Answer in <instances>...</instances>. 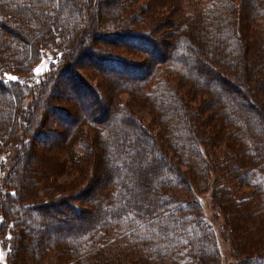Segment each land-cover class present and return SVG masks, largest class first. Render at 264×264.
Instances as JSON below:
<instances>
[{
    "label": "trees",
    "instance_id": "16d2710c",
    "mask_svg": "<svg viewBox=\"0 0 264 264\" xmlns=\"http://www.w3.org/2000/svg\"><path fill=\"white\" fill-rule=\"evenodd\" d=\"M202 1L0 0L5 264H221L203 197L264 264V0Z\"/></svg>",
    "mask_w": 264,
    "mask_h": 264
},
{
    "label": "rangeland",
    "instance_id": "374dc122",
    "mask_svg": "<svg viewBox=\"0 0 264 264\" xmlns=\"http://www.w3.org/2000/svg\"><path fill=\"white\" fill-rule=\"evenodd\" d=\"M202 3L206 4V6H208V4L210 2H209V0H203ZM198 4L201 5V2H198ZM93 39H94L93 42L95 44L94 43L91 44V41H88V43H86L87 45L85 46L86 48L88 46V47L93 49L96 44L100 45V46H102V44L106 46V44H107L105 42V39H103V38H93ZM163 41L164 40H161V42L158 44V47L162 48V50H164V45L162 44ZM149 53H150V51H149ZM125 55L129 56V57H133V58H135V60L141 58L140 55H137V54L135 55L134 53L131 54V56L129 54H127V53H125ZM86 57L87 56H85V58ZM237 57L238 56H236V58ZM51 58H52V53L50 51H44L43 52L41 60L38 61L33 67V70H34L36 76L40 75L46 69V67H47L49 61L51 60ZM241 58L242 57L239 56L238 59H237L238 62H240V64L242 63L241 61L243 60V58L242 59ZM87 61L88 60L85 59L84 60L85 63H84L81 60H79V58H78V62L77 63H82V65H87L86 64ZM246 62H249V60L246 61ZM75 63H76V60H75ZM251 65H255V64L253 63ZM119 72H116V73H119ZM113 74H115V73H113ZM121 74H124V73H121ZM248 84L249 83L246 82V81L239 82V85L244 87V89L248 88V86H249ZM250 91H251V89H250ZM62 94L64 96H66V97L69 96L68 93H66V89L63 90ZM255 96L256 97H254L252 95L251 97L254 98V100L256 101L257 105H259L260 103H262V101H264V99L261 98L262 93H261L260 90H259V94L256 92ZM83 98H84L85 103H87L85 105H87L88 108H91L92 106L96 105V104H93V103L91 104L90 103V97H88V95H84ZM236 100H238V99H236ZM261 105H263V104H261ZM85 109H87V108H85ZM136 110L145 120L148 121L149 116L147 115V113L143 109L136 107ZM62 122H65V120H62ZM36 157L38 158V157H40V155L36 154ZM140 164H142V163H140ZM142 165H144V164H142ZM137 166H138V168H142L139 164H137ZM70 177H71L70 175L62 176V177H60V181H67V180L70 179ZM207 198L208 197H203V200H202V204L204 206V215H205V219L208 222V224L214 229L213 233L215 234L216 244H217V246L219 248V252L221 253V264H236V262L238 261L239 257L237 256V254L235 253V251L233 249L232 241H231V239H230V237L228 235V232H226V230L222 227V225L220 223L221 222V218H219L214 213L213 209L211 208V205L206 200ZM52 209H54V208H52ZM55 222H56V224H59L57 221H55ZM78 222H79V220L77 219V220H75L73 222L69 221V222H66V223L70 224V225L71 224L76 225ZM32 226H34V225L29 224V230L32 231V233H27V236L25 238H27L28 240L26 241V243L24 245V249L22 248V250L26 251V253L29 256H33L36 251H38V250H40V248H42V247H40L38 245V241L42 240V238H44L43 236H39V238H38V236H37L38 234H36L35 228H34V230L31 228ZM244 232H245V230L242 233H244ZM44 234L50 235L51 231L50 230H46ZM0 264H5V251L2 250V249H0Z\"/></svg>",
    "mask_w": 264,
    "mask_h": 264
},
{
    "label": "snow or ice",
    "instance_id": "6c2138e0",
    "mask_svg": "<svg viewBox=\"0 0 264 264\" xmlns=\"http://www.w3.org/2000/svg\"><path fill=\"white\" fill-rule=\"evenodd\" d=\"M38 71V70H37ZM9 79H11V80H15V79H17L16 77H9Z\"/></svg>",
    "mask_w": 264,
    "mask_h": 264
}]
</instances>
